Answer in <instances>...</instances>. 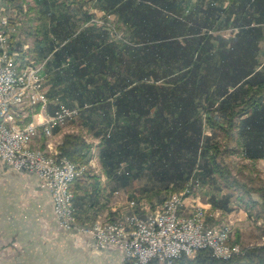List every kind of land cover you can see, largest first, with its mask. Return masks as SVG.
<instances>
[{
	"label": "trees",
	"instance_id": "1",
	"mask_svg": "<svg viewBox=\"0 0 264 264\" xmlns=\"http://www.w3.org/2000/svg\"><path fill=\"white\" fill-rule=\"evenodd\" d=\"M78 1L85 0L71 1L72 11L66 1L56 14L41 0L50 20L45 36L53 35L46 50L62 83L54 90L86 103L81 112L101 109L108 119L99 151L105 170L122 163L145 168L139 195L161 201V187L180 188L191 177L205 183L215 176L233 188L223 153L241 149L250 161L264 158V0H88L103 12L98 21ZM218 132L236 149L221 147ZM91 147L81 133H65L58 145L73 161L86 160ZM257 190L259 201L254 189L245 192L264 208V185ZM231 197L211 202L226 207ZM187 261L264 264V248L229 260L200 249Z\"/></svg>",
	"mask_w": 264,
	"mask_h": 264
},
{
	"label": "built area",
	"instance_id": "2",
	"mask_svg": "<svg viewBox=\"0 0 264 264\" xmlns=\"http://www.w3.org/2000/svg\"><path fill=\"white\" fill-rule=\"evenodd\" d=\"M16 24L10 25L0 15V162L18 171L31 172L39 178L40 186L52 197L53 212L59 227L69 233L89 236L95 248L118 246L121 259L118 264H191L183 257L195 251L208 249L214 258L229 260L241 254L239 245L231 242L232 229L228 222L209 224L208 211L194 196L192 204L183 210L187 197L200 186L197 177L189 178L181 192L168 194L156 208H150L145 199L126 200L129 209L116 219L83 221L77 217L74 205L73 181L88 167V158L73 161L56 149H48V136L60 128L63 121L73 122L86 108L50 99L43 86V63L39 74L28 77L31 63L16 67L17 53L12 41ZM52 102L51 113L41 110ZM39 106L35 119L25 121L27 110ZM25 138H33V145H25ZM134 224V233H126V225ZM264 247V238L262 240ZM242 264H257L244 262Z\"/></svg>",
	"mask_w": 264,
	"mask_h": 264
},
{
	"label": "crops",
	"instance_id": "3",
	"mask_svg": "<svg viewBox=\"0 0 264 264\" xmlns=\"http://www.w3.org/2000/svg\"><path fill=\"white\" fill-rule=\"evenodd\" d=\"M13 7L21 8V5L12 0H0L1 10L9 11ZM18 15L22 18L23 13ZM42 34L49 38L46 43L45 38L32 42L29 51L34 56H31L33 60H28V62L31 65L43 63V86L51 100L57 98L66 104L68 102L76 103L60 91L54 90L60 88L62 83L54 78L56 70L49 64L53 57L52 52L46 50L48 41L53 35L50 33L47 37L44 31ZM22 43H25L23 37L13 39V48L20 47ZM14 50L18 60H24L21 61L22 65L23 62H27L26 57L19 58L20 51L17 48ZM28 110L27 117L29 119L27 121H30L35 119L33 114L38 113L40 107L36 106ZM52 110L53 104L50 102L41 112L43 115L51 113ZM83 113L87 114V111L83 110ZM91 116L94 119L91 122L97 123L98 128L102 131L99 133L97 128L93 127L95 130H92L84 124L86 131L92 130L94 133L89 132L90 138L83 136L100 151L102 147L100 145L101 134L106 131V135H108L111 129H108L110 127L108 119L102 116L101 109L91 113ZM106 126L108 127L106 128ZM71 131L73 132V130ZM61 134V128L54 130L53 136L48 138V144H51L49 149L53 148L55 142L62 140ZM54 138L59 139L54 141ZM98 160H96L95 168L89 169L82 176L76 178L71 185L79 220L93 221L129 212L126 200L131 197V192L126 191V187H123L124 178L120 176V167L115 172H110L105 170L101 159ZM260 161L264 162V158L257 160V162ZM200 186L199 190L186 198L182 209H188L194 196H198V201L208 211H215L219 214L217 218L215 217L216 220L208 217L209 224L229 221L236 229V239L235 236L233 239L242 241L244 238L245 240L241 234L243 223L240 222L245 210L232 208L230 202L226 207H214L211 202V198L215 196L214 193H211L210 190L202 192L204 188L202 189L203 185L200 184ZM215 199L218 197L215 196ZM253 199L257 200L256 197ZM238 204L240 205V203ZM121 255L122 251L118 246L107 245L104 248H95L89 236L69 233L59 227L53 212L51 194L40 186L37 175L31 172L17 171L0 162V264H118Z\"/></svg>",
	"mask_w": 264,
	"mask_h": 264
},
{
	"label": "rangeland",
	"instance_id": "4",
	"mask_svg": "<svg viewBox=\"0 0 264 264\" xmlns=\"http://www.w3.org/2000/svg\"><path fill=\"white\" fill-rule=\"evenodd\" d=\"M12 1L14 3H20L21 8L13 7L9 11H3L0 9V15L1 17L2 16L6 17L10 25L16 24V32L13 35L14 39H16L17 37H20V39L23 37V39H25V43H22L20 47L15 46L14 48L15 49L17 48L20 51L19 58L23 59V57H26L27 62H24V63L29 64L30 62H28V60H33L32 57L34 56V54L33 53L31 54V51H29V48L31 47L32 42H34V40L36 39L45 38V43L47 42V39L49 37L48 38L44 37L42 34V31H45L44 29L45 27L48 26V24L50 23L49 22L50 20L45 14H42L41 12L42 7H44V4H41V0H12ZM66 1H68L69 7L71 9L69 11H72L73 2L71 1L73 0H47V3L49 4L50 7H52L53 11L56 14H59L60 13L59 9L62 8L60 6H62V3L65 4ZM80 3H81L80 4L81 10H85V11H88V13L93 14L95 17V20L98 21L102 17L103 13L101 14V12L98 11L96 7L92 6L90 1L85 0L84 2H80ZM82 3L84 4L82 5ZM20 13H23L22 18L19 17L18 15ZM109 20L113 22L115 20L114 16L109 15ZM260 59L261 61H264V40L262 41V44H261ZM21 61H24V60H21ZM21 61L17 60V67H23ZM28 71L29 72L35 71L37 72V75H38L39 74V64H34L32 66H29ZM72 104H76V103H72ZM88 114L89 113L86 114V113L81 112L79 117L76 118L73 122L65 121L64 123H62L61 124V133H62L61 136H63L65 133H81L85 137L90 138L89 132L93 134L94 132L92 130H95V128H97V131L99 130V133H100L102 130L98 128L97 123H92L90 121L89 116H91V114H89V116ZM24 119H27V116ZM84 124L85 126H87V128H91L92 130L89 129L90 131H86V128H84L85 127ZM80 126H82L83 128H81ZM108 129H111V127H109ZM71 130H73V132ZM205 133L209 134V130H206ZM52 136H53V133L50 135L49 138H51ZM58 139L54 138V141H57ZM215 139L218 140L221 144V147L225 148L226 150H232L234 148L236 149L237 147L234 145L233 142L226 139L225 136H223L221 132L216 133ZM60 142L61 140H59V142H55L53 144V148L51 149H56L57 146L60 144ZM29 145H33V139H30ZM98 151L99 149H97L95 146H93V149L91 148L89 152L90 156L88 157L89 168L93 169L96 167V160L99 161L98 159L100 158L99 157L100 153ZM221 159H222V163L225 165L227 170L230 172L232 178L235 179L236 185L233 188L232 187L228 188L225 185H223V183L219 180V178L215 176L209 178V180L206 179L205 183L200 182V184L203 185L202 189L204 188L202 192L204 190L206 191L210 190L211 193L213 192L214 195L218 197V199H220L224 194L230 193L232 197L229 202L232 205V208L234 209L242 208L243 210H245L243 212L244 216L240 221L241 223H243L241 225V234L243 235V237H245V240L244 238H242V241L233 239V236H235L236 229L233 227V224L231 222L227 221L232 229L231 242L239 245L240 250L242 252L241 254L233 257V258H238L240 256H243L245 254V251L249 248H255V247L264 248L261 245L262 244L261 242L264 238V208L258 202L250 201L248 199L249 194L245 192V189L248 187L254 189V191H252L251 194L254 195L253 197L257 198V201H259L260 198L258 195L260 193H259V190H257V187H260V185H264V162L262 161L257 162L258 159L255 161H250L248 159H245L242 155L241 149H239L236 153H223ZM120 171L121 173L123 172L125 174V177L123 179V183H124L123 187L124 188L126 187L127 189L126 191H129L131 193L133 192L138 193V195H136L137 198L145 199V203H147L152 209L158 207L168 194L183 191V189L186 187V183L189 181V180L185 181V183L180 188H175L171 184H169L167 188L161 187L160 195L163 197V199L161 201H158L159 198L155 197L157 195H152L151 199H149L145 195H139V193H141V187L144 186L148 181V175H147V171L145 168L138 169L135 166L126 168V165L122 163L120 165ZM241 184H244L245 186L243 187L239 186ZM200 188L201 186H199L197 190H199ZM237 197H240V198L237 199ZM238 203H240V205ZM124 214H127V213H124ZM120 215L122 214L120 213L118 216ZM218 215L219 214H216V215L213 214V216H208V217L217 218ZM118 216L116 217L109 216V217L116 219ZM107 217L108 216H106L105 218ZM105 218H102V219H105ZM97 220H100V219H97ZM219 223H223V222L221 221ZM235 239H236V236H235ZM195 253L193 255H195ZM191 256H186V257H183L182 259L187 260V257H191ZM244 262L246 261H242L240 262V264ZM191 264H198V263H191Z\"/></svg>",
	"mask_w": 264,
	"mask_h": 264
},
{
	"label": "bare ground",
	"instance_id": "5",
	"mask_svg": "<svg viewBox=\"0 0 264 264\" xmlns=\"http://www.w3.org/2000/svg\"><path fill=\"white\" fill-rule=\"evenodd\" d=\"M32 66V65H30ZM16 67H17V60H16ZM37 75V72L35 71H31L29 72L28 71V77H35ZM65 121L61 122L60 123V128H61V124L64 123ZM0 126H1V117H0ZM53 133V132H52ZM51 133V134H52ZM50 134V135H51ZM50 135L48 136V138L50 137ZM30 139H33V138H25V145H29V141ZM48 149H49V144H48ZM68 158V157H67ZM88 167H89V161H88ZM92 169V168H91ZM88 171V170H87ZM126 233H134V224H127L126 225Z\"/></svg>",
	"mask_w": 264,
	"mask_h": 264
}]
</instances>
